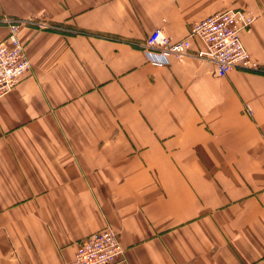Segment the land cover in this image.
Returning <instances> with one entry per match:
<instances>
[{
    "label": "crops",
    "instance_id": "1",
    "mask_svg": "<svg viewBox=\"0 0 264 264\" xmlns=\"http://www.w3.org/2000/svg\"><path fill=\"white\" fill-rule=\"evenodd\" d=\"M231 10L260 70L195 56L152 66ZM31 72L0 99V264H67L113 229L115 264H264V0H0ZM193 54L205 49L191 38Z\"/></svg>",
    "mask_w": 264,
    "mask_h": 264
},
{
    "label": "built area",
    "instance_id": "2",
    "mask_svg": "<svg viewBox=\"0 0 264 264\" xmlns=\"http://www.w3.org/2000/svg\"><path fill=\"white\" fill-rule=\"evenodd\" d=\"M255 21L256 16L250 11L218 13L195 24L190 37L181 41H174L164 29L157 28L147 39L143 51L148 62L155 67L169 66L171 58L182 60L191 54L202 62L212 63L219 78L226 77L236 68L258 71L260 68L252 61L241 39V33L249 30ZM8 23L9 36L0 43V99L31 72V62L19 37L21 31L34 25L41 30L49 28L46 23L31 19ZM191 38L201 40L205 49L194 55ZM123 255L118 232L107 229L82 242L74 260L67 264H115Z\"/></svg>",
    "mask_w": 264,
    "mask_h": 264
},
{
    "label": "bare ground",
    "instance_id": "3",
    "mask_svg": "<svg viewBox=\"0 0 264 264\" xmlns=\"http://www.w3.org/2000/svg\"><path fill=\"white\" fill-rule=\"evenodd\" d=\"M190 56V54H188L187 56H185V57H189Z\"/></svg>",
    "mask_w": 264,
    "mask_h": 264
},
{
    "label": "rangeland",
    "instance_id": "4",
    "mask_svg": "<svg viewBox=\"0 0 264 264\" xmlns=\"http://www.w3.org/2000/svg\"><path fill=\"white\" fill-rule=\"evenodd\" d=\"M191 44V43H190ZM192 45V44H191Z\"/></svg>",
    "mask_w": 264,
    "mask_h": 264
}]
</instances>
